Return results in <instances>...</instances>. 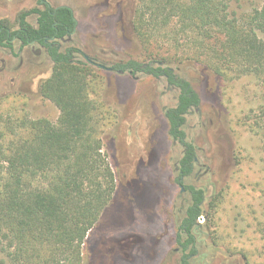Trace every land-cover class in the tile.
<instances>
[{"label": "trees", "instance_id": "16d2710c", "mask_svg": "<svg viewBox=\"0 0 264 264\" xmlns=\"http://www.w3.org/2000/svg\"><path fill=\"white\" fill-rule=\"evenodd\" d=\"M233 3L134 0L130 27L152 51L150 59L111 65H99L75 46L63 48L78 28L68 6L38 0L39 7L17 16V29L0 20V47L14 51L16 43L38 44L46 51L53 68L39 93L60 111L56 122L28 116L7 121L0 135V264H85L88 235L117 191L103 135L118 115L102 98L105 80L97 65L118 75L164 79L178 91L165 118L169 136L182 148L176 183L190 197L177 231L180 264H192L207 199L204 189L186 182L199 165L186 126L190 115L201 112L202 99L171 64L193 61L226 81L250 79L262 102L249 111L246 126L260 138L264 154V4L240 16ZM33 15L37 26L29 22Z\"/></svg>", "mask_w": 264, "mask_h": 264}, {"label": "rangeland", "instance_id": "374dc122", "mask_svg": "<svg viewBox=\"0 0 264 264\" xmlns=\"http://www.w3.org/2000/svg\"><path fill=\"white\" fill-rule=\"evenodd\" d=\"M68 6L78 28L63 48L75 46L99 65L150 59L130 27L133 1L46 0ZM264 0H234L242 16ZM38 0H0V20L17 29V16ZM41 8V7H40ZM37 26V16L29 18ZM166 48V46H165ZM161 49L162 53L166 49ZM168 48V47H167ZM97 65L105 80L102 98L118 115L104 133V150L116 174L117 191L84 245L85 264H180L178 225L190 203L176 183L182 148L168 134L165 110L178 91L164 79L118 75ZM202 99L186 132L199 155L187 184L206 191L199 255L192 264H264V154L261 140L246 126L262 96L248 79L226 81L199 63L171 64ZM53 63L38 44L14 51L0 47V135L7 121L24 116L56 122L60 111L39 93Z\"/></svg>", "mask_w": 264, "mask_h": 264}, {"label": "water", "instance_id": "95a60500", "mask_svg": "<svg viewBox=\"0 0 264 264\" xmlns=\"http://www.w3.org/2000/svg\"><path fill=\"white\" fill-rule=\"evenodd\" d=\"M74 33H75V32H74ZM74 33H73V34H74Z\"/></svg>", "mask_w": 264, "mask_h": 264}]
</instances>
